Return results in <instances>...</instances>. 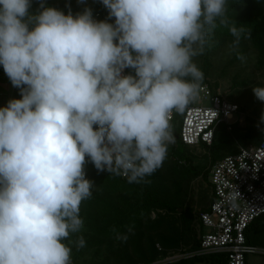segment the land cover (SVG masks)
Listing matches in <instances>:
<instances>
[{
    "label": "clouds",
    "instance_id": "obj_1",
    "mask_svg": "<svg viewBox=\"0 0 264 264\" xmlns=\"http://www.w3.org/2000/svg\"><path fill=\"white\" fill-rule=\"evenodd\" d=\"M101 2L114 23L88 8L65 14L40 0L31 13V0H0V65L20 90L0 107V264H72L69 245L85 241L69 237L95 185L86 157L144 181L167 156L171 113L198 93L193 58L218 27L234 44L250 36L227 0ZM252 91L264 101V87Z\"/></svg>",
    "mask_w": 264,
    "mask_h": 264
},
{
    "label": "trees",
    "instance_id": "obj_2",
    "mask_svg": "<svg viewBox=\"0 0 264 264\" xmlns=\"http://www.w3.org/2000/svg\"><path fill=\"white\" fill-rule=\"evenodd\" d=\"M242 2L243 0H227V16L230 21L234 19L237 24L244 25L247 30H250V36L241 38V40L250 39L252 41L254 49L258 52V61L263 63L264 2L263 0H246L249 6L248 12H240L238 7ZM39 3L40 0H31L29 11L37 12ZM96 11L108 13L101 0H94L91 12L93 14ZM226 39L234 40V37L226 27H218L211 36L210 44L206 46L204 54L200 55L199 64H196L203 72V79L199 85L206 82L213 91H216L217 84L208 79L212 65L211 56L222 49ZM239 54L236 53L237 56ZM233 128L234 126L230 128L225 126V133H230ZM170 132L173 143L168 145L167 156L162 166L139 183H130L119 175L98 171L86 157L85 176L95 185L91 197L82 201L80 205L79 216L83 221V226L78 233L70 234L69 237L72 241L78 237H82L85 241L83 248L75 247L71 255L72 264H77L78 260L89 251H93L94 256H98L107 242L122 240L117 236H131L133 247L128 250V248L122 249L119 245L117 248L109 246V253L99 261L92 260L90 264H139L158 259L171 250L185 249L181 244L180 219L186 227H189L194 219L191 210L186 209L183 204L187 185L192 176L200 175L203 171L207 176L211 164L220 158L218 154L221 150V141L218 140L220 137L216 131L212 143L208 146L203 145V147L215 149L214 155L210 156L209 164L204 170L202 166L193 164L190 147L176 137L178 136L177 127L170 126ZM263 136L264 133L255 136L253 143H259ZM195 221L198 225L196 214ZM157 232L159 235L155 240L151 239L145 247L141 246L144 233ZM255 232L256 235L259 232L256 238L253 237ZM262 233H264V214L254 219L246 228L247 242L257 245L260 240L262 241ZM157 245L161 249H158ZM192 248H198L197 235ZM130 253L135 259H131ZM205 260L212 264H225L223 255L218 253L181 257L176 261L161 264H192Z\"/></svg>",
    "mask_w": 264,
    "mask_h": 264
},
{
    "label": "built area",
    "instance_id": "obj_3",
    "mask_svg": "<svg viewBox=\"0 0 264 264\" xmlns=\"http://www.w3.org/2000/svg\"><path fill=\"white\" fill-rule=\"evenodd\" d=\"M92 16L98 21L114 23V17H109L108 13L96 11ZM123 74L134 75V71L126 68ZM19 98L17 88L14 99ZM244 118L238 103L213 91L205 82L200 84L196 97L182 112L171 113L170 126L177 127L178 137L185 145L208 146L219 124L230 128L242 125ZM208 180L211 200L207 208L196 213L198 248L194 254L218 253L223 255L225 264H248L249 254L264 253V248L246 239V228L264 214V136L259 143L238 145L234 153L217 159L209 168ZM181 251L171 250L158 259L139 264L176 261L182 257Z\"/></svg>",
    "mask_w": 264,
    "mask_h": 264
},
{
    "label": "rangeland",
    "instance_id": "obj_4",
    "mask_svg": "<svg viewBox=\"0 0 264 264\" xmlns=\"http://www.w3.org/2000/svg\"><path fill=\"white\" fill-rule=\"evenodd\" d=\"M264 2V0H263ZM44 4L49 7L57 8L67 14L71 12L73 15L83 12L85 8L92 10L94 0H44ZM228 8V4H227ZM240 12L249 10L246 0L239 5ZM248 12V11H247ZM234 40L226 39L222 49L211 56V68L208 79L212 83H216L215 90L226 96L228 100L236 102L241 106V110L245 115L242 125H234L230 133H225V125L219 124L217 134L221 141V150L218 156L221 158L227 154L234 153L238 145H249L255 140V136H260L264 133V121L261 120V115L264 113V101H260L254 95L252 87H264V62L258 61V52L254 49L250 39L240 40L239 44H234ZM236 53H240L239 56ZM242 53V55H241ZM242 57V58H238ZM195 64H199L200 55L193 58ZM0 96L1 104L14 99L17 96V88L14 87L8 76L5 74L2 65H0ZM242 83V84H241ZM253 135H255L253 137ZM238 141V142H237ZM173 140L171 139L172 144ZM192 162L195 165H200L205 170L209 164L210 156H213L215 149L203 147L201 145L190 147ZM219 159V158H218ZM211 186L208 180V174L205 176V171L197 176H192L187 185L186 196L184 197V207L190 209L194 215V219L189 227L180 219L181 244L184 250L181 251L182 257H192L194 250L192 244L196 240L198 225L195 221V214L199 210H203L209 206L211 200ZM179 220V219H178ZM183 223V224H182ZM259 232L253 233V237H257ZM159 232L147 234L144 233L141 240V246L145 247L151 239H156ZM127 236L126 240H114L112 243L107 242L100 250L98 256H94L93 251L87 252L78 260L77 264H90L92 260L99 261L107 253L108 247L117 248L119 245L122 249L130 250L133 245V239ZM259 239V238H258ZM261 239L257 244L264 248V233L261 234ZM71 240V239H69ZM65 243H68L66 241ZM256 243V242H255ZM73 254L75 246L70 244ZM131 259H135L132 257ZM95 259H92L94 258ZM248 264H264V253H253L247 256ZM192 264H212L209 261H196Z\"/></svg>",
    "mask_w": 264,
    "mask_h": 264
},
{
    "label": "crops",
    "instance_id": "obj_5",
    "mask_svg": "<svg viewBox=\"0 0 264 264\" xmlns=\"http://www.w3.org/2000/svg\"><path fill=\"white\" fill-rule=\"evenodd\" d=\"M1 98H2V97L0 96V107H3V105L1 104Z\"/></svg>",
    "mask_w": 264,
    "mask_h": 264
},
{
    "label": "water",
    "instance_id": "obj_6",
    "mask_svg": "<svg viewBox=\"0 0 264 264\" xmlns=\"http://www.w3.org/2000/svg\"><path fill=\"white\" fill-rule=\"evenodd\" d=\"M176 137H178V136H176Z\"/></svg>",
    "mask_w": 264,
    "mask_h": 264
}]
</instances>
